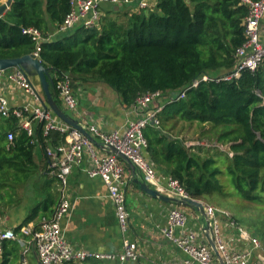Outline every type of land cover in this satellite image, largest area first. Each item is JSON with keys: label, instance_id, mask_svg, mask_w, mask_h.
<instances>
[{"label": "trees", "instance_id": "trees-1", "mask_svg": "<svg viewBox=\"0 0 264 264\" xmlns=\"http://www.w3.org/2000/svg\"><path fill=\"white\" fill-rule=\"evenodd\" d=\"M71 10L72 0H13L0 18V59L36 51L24 28L35 27L49 39L41 45L40 58L53 68L54 98L63 109L56 90V76L63 73L71 75L73 87L78 79L102 82L131 107L143 94H178L205 74L231 73L237 50L247 42L248 8L240 0H158L153 9L129 14L127 20L102 17L99 26H77L50 38ZM160 120L159 128L150 125L144 131L147 150L158 171L176 179L193 199L215 202L236 195L251 203L264 201V64L229 82H204L188 89L184 99L166 104ZM181 121L211 125L216 142L227 151L187 147L186 140L173 133ZM43 127L35 124L29 135L15 116L0 117V208L10 206L3 204L5 196L16 194V185L34 175L37 145L45 152L64 143V134L53 130L45 136ZM9 132L15 135L13 141ZM57 182L55 177L46 181L47 219L55 211ZM39 210L33 209L26 223ZM16 233L22 236L19 229ZM24 263L20 242L5 241L1 264Z\"/></svg>", "mask_w": 264, "mask_h": 264}, {"label": "built area", "instance_id": "built-area-1", "mask_svg": "<svg viewBox=\"0 0 264 264\" xmlns=\"http://www.w3.org/2000/svg\"><path fill=\"white\" fill-rule=\"evenodd\" d=\"M240 1L248 8L245 20L247 42L237 50V65L231 73L226 75L205 74L178 94L164 95L160 91L143 94L130 107L135 118L128 120L124 126L107 131L94 123L81 125L92 139L57 117L45 105L43 93L35 81L22 69L12 68L0 71V84L7 80L20 87L25 96L30 99L21 107H12L9 100L0 94V117L15 116L19 119L20 127L29 135L33 134L35 124L42 123L45 136L53 130L65 136L64 143L56 147L48 146L46 149L48 168L51 174L59 179L61 190V199L53 216L44 220L39 229L21 228L22 236H19L14 229L5 228L0 213V253H2L5 241L18 240L22 244L31 246L33 242L36 243V251L41 264H69L93 258L107 262L118 259L123 263L138 260L140 252L137 242L127 236L124 239L123 252L120 254L75 249L67 242L62 231V221L71 212L72 206L68 195L69 176L85 156L92 160L93 165L87 172L89 176L100 177L105 182L108 196L115 205L116 215L125 235L129 230L130 214L124 190L125 169L118 152L127 156L135 169L142 173L145 181L159 192L176 198H192L176 179L158 171L156 163L147 150L148 141L144 131L150 125L159 128L160 113L166 104L184 99L188 89L197 88L204 82H229L239 78L244 70L254 72L264 64V32L261 28L264 18V0ZM157 3L158 0H72L71 12L50 38L59 33L72 31L77 26L87 28L99 26L104 5L132 6L136 12H140L153 9ZM23 33L34 40L36 43L34 53L40 57L41 45L49 39H45L42 32L35 27L24 28ZM56 90L66 107L71 111H76L78 100L70 74L63 73L56 76ZM14 137V133L9 132V141H13ZM96 141L101 144V153L96 146ZM186 145L195 148L207 144L198 141L186 142ZM229 154L233 155L232 152ZM199 201L203 203L204 208V228L190 227V217L186 210L181 207H172L168 211L167 223L162 230L164 237L185 254L181 264H253V258L261 251V243L257 239H252L249 232L239 226L227 211L204 200ZM222 217H225L224 224ZM221 224L225 230L236 229L239 232V237L243 241L240 245L241 249L236 246L234 238L227 239L222 233ZM26 238L28 240H25ZM251 241L252 245L248 246L247 242ZM28 251L29 247L25 249L24 254Z\"/></svg>", "mask_w": 264, "mask_h": 264}, {"label": "crops", "instance_id": "crops-1", "mask_svg": "<svg viewBox=\"0 0 264 264\" xmlns=\"http://www.w3.org/2000/svg\"><path fill=\"white\" fill-rule=\"evenodd\" d=\"M8 1L0 0V6L7 4ZM102 12V17L108 16L123 21L127 20L129 14L136 11L132 6H121L116 9V6L114 8L104 5ZM261 28L264 32V18ZM79 86L77 89L74 87L78 100L77 110L71 111L65 106L63 107L70 111L69 115L78 120L80 125L94 123L108 131L122 127L128 120L135 118L130 107L123 105L117 93L106 84L91 81L83 83V85L81 83ZM0 94L9 100L12 107H21L30 101L20 87L7 80L0 84ZM96 144L101 153V144L98 141ZM120 159L125 169L124 190L130 214L128 233L125 235L121 230L115 205L108 196L105 182L100 177L89 176L87 170L93 165V162L88 156H85L69 176L68 195L72 206L71 212L62 221L65 239L75 249L113 254L123 252L125 236L137 242L140 252L138 260L123 263L117 259L110 262L105 261V264H181L185 254L162 233L167 223L168 211L172 207L185 209L190 217V227L197 229L205 227L204 212L177 202L168 203L146 193L141 186L143 183H147L142 173L130 167L122 158ZM34 160L37 167L31 180L25 184L16 185V194L6 195L5 201H3V204H10V206L0 208L4 226L7 229L16 231L23 227H30L36 230L47 219L48 215L44 210V202L47 197L46 181L51 177H57L51 174L46 150L44 152L39 144L35 150ZM57 180L55 188L58 198L55 205L52 206L53 210L56 209L61 199L60 181L58 178ZM36 207L40 208L38 215L26 223ZM20 244L21 253L24 255L22 258L24 264L33 262L31 259L38 262L33 246L25 243ZM27 247H29V251L24 254ZM1 262L2 253H0V264Z\"/></svg>", "mask_w": 264, "mask_h": 264}, {"label": "rangeland", "instance_id": "rangeland-1", "mask_svg": "<svg viewBox=\"0 0 264 264\" xmlns=\"http://www.w3.org/2000/svg\"><path fill=\"white\" fill-rule=\"evenodd\" d=\"M220 74L221 73H215V75ZM91 81L99 82L92 79H78L75 80L74 87L75 89H77L78 87H80L79 84L82 83L83 85V83L85 84L86 82ZM35 84L40 89L38 79H35ZM63 106L66 107L65 104ZM67 109V114H70V111H68ZM211 129L212 126L209 124L203 125L197 122L189 123L181 121L178 123L173 133L178 135L180 138H184L186 142H205L207 145L204 147L213 149L212 152H226L228 147L221 146L220 144L218 145L216 139L214 138V133L210 131ZM214 147H219L221 150H217ZM205 202L227 211L233 217V219L236 220L239 226L249 232L252 239H257L261 243V251L253 258L252 263L262 262L264 264V201L260 203H251L249 201L242 200L236 195H229L221 198L220 201L211 202L205 200ZM224 219L225 217H222V220ZM223 224H221L222 233L225 234L227 239L234 238L236 241V246L241 249L240 245L243 244V241L239 237V232L236 229L225 230ZM247 245H252V241L250 243L247 242ZM31 260H33V262H31L30 264H38V262H36L34 259Z\"/></svg>", "mask_w": 264, "mask_h": 264}, {"label": "water", "instance_id": "water-1", "mask_svg": "<svg viewBox=\"0 0 264 264\" xmlns=\"http://www.w3.org/2000/svg\"><path fill=\"white\" fill-rule=\"evenodd\" d=\"M13 0H9L7 4L0 6V18L6 13L8 7H11ZM10 9V8H9ZM116 9H119V6H116ZM12 68H20L22 69L29 77H31L33 80L38 79L39 84H40V90L43 93L44 99H45V105L49 107L53 113L59 117L62 121L67 123L68 125L77 128L80 130L84 135L88 136L90 139L91 136L88 133L86 129H84L76 120L73 118L71 115L67 114L65 110L58 105V103L55 101L54 98V91L52 89V84H53V77H52V72L53 68L52 67H47L41 60L40 57H38L35 53L28 54L19 58H2L0 59V71H5L8 69ZM118 155L120 158L125 160L128 165L132 168L135 169L134 165L132 162L129 160L127 156H125L122 153L118 152ZM142 189L150 194L151 196L155 198H159L162 201L172 203V202H177L181 205L187 206L189 208L197 209L202 212L203 211V203L197 199L193 198H176L173 196H169L166 194H163L159 192L157 189L151 187L147 183H143ZM209 236V235H208ZM210 237V236H209ZM211 238V237H210ZM33 250L37 255L36 251V243L33 242ZM215 252L217 253L216 249L214 248ZM218 254V253H217ZM24 255H22V258ZM38 258V255H37ZM39 264H41L39 258H38Z\"/></svg>", "mask_w": 264, "mask_h": 264}]
</instances>
